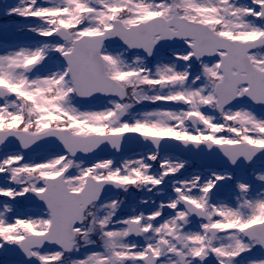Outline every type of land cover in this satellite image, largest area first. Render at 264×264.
Listing matches in <instances>:
<instances>
[{
    "label": "snow or ice",
    "instance_id": "obj_1",
    "mask_svg": "<svg viewBox=\"0 0 264 264\" xmlns=\"http://www.w3.org/2000/svg\"><path fill=\"white\" fill-rule=\"evenodd\" d=\"M6 15L28 38L0 41L4 264H264V0Z\"/></svg>",
    "mask_w": 264,
    "mask_h": 264
},
{
    "label": "water",
    "instance_id": "obj_2",
    "mask_svg": "<svg viewBox=\"0 0 264 264\" xmlns=\"http://www.w3.org/2000/svg\"><path fill=\"white\" fill-rule=\"evenodd\" d=\"M186 155H188L189 157H198V158L204 160L208 164H212L213 163L210 159H208V158H206L204 156H201V155H196L194 153H186ZM217 162H218V160L216 162H214V163H217Z\"/></svg>",
    "mask_w": 264,
    "mask_h": 264
}]
</instances>
